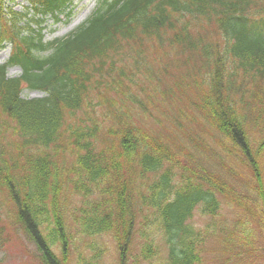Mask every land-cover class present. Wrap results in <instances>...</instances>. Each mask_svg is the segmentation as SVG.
Masks as SVG:
<instances>
[{"label":"trees","instance_id":"obj_1","mask_svg":"<svg viewBox=\"0 0 264 264\" xmlns=\"http://www.w3.org/2000/svg\"><path fill=\"white\" fill-rule=\"evenodd\" d=\"M71 1L26 0L22 12L0 10V48L11 45L0 66V194L41 262L70 264V248L81 247L76 235H112L126 264L136 231L140 258L147 259L156 254L154 227L167 247L166 264H200L195 212L216 216L218 196L240 206L228 181L233 166L210 171L195 154L173 152L163 130L138 125L131 104L142 105L136 92L142 83L146 95L157 85L169 90L161 98L175 127H185L184 114L168 95L184 84L205 85L190 108H201L217 129L212 144L225 139L224 157L233 160L237 151L250 168L253 214L264 224V0H98L85 24L45 43L42 20L58 18ZM176 48L187 54L162 65ZM11 66L22 76L8 78ZM26 87L45 97L21 98ZM143 114L145 123L153 113ZM2 203L0 197V209ZM84 249L98 251L92 244Z\"/></svg>","mask_w":264,"mask_h":264},{"label":"rangeland","instance_id":"obj_2","mask_svg":"<svg viewBox=\"0 0 264 264\" xmlns=\"http://www.w3.org/2000/svg\"><path fill=\"white\" fill-rule=\"evenodd\" d=\"M96 1L74 0L72 5L73 12L69 18L61 16L58 21L51 18L47 19L43 27L44 40L52 41L70 34L89 17L95 8ZM11 6H15L16 10H21L25 6V2L23 0H13ZM211 37L215 38L214 35ZM218 41L222 43L221 38ZM176 46L184 49L183 46ZM9 54V46L5 49H0V65L6 62ZM185 54H179L176 48L166 55L162 65L168 66L170 59L179 58ZM194 62L201 67L202 58L200 51L194 55ZM20 74L21 71L18 68H13L9 71L10 77H18ZM174 78L177 80L179 77L175 75ZM181 82L185 83V80ZM143 86L144 83L137 87L136 90L142 105L138 104L139 101L131 104V109H133L131 112L133 115L136 114L134 118L140 122L138 123L139 126L144 125L157 133L163 130L164 133L168 134L167 137L169 138H164L163 141L173 152L195 154L200 159V164L210 171H214L217 164L234 167L228 181L237 192L236 198L239 197L240 206L238 207L232 202H224L218 216L211 217L200 214L197 211L192 219L193 225L202 233H200L202 240H199L198 246V253L202 258V263L200 264H264V224L261 218L253 214V210L256 208L252 189L255 185L251 183V170L242 166L243 159L237 151L232 153L234 154L233 160L224 157L221 148L223 147L222 143L226 142L225 139L222 136L214 137V144H212L211 134H215L217 129L211 127L204 120V112L201 108H190V104L195 103L198 95L206 91L205 85L185 87L184 84L168 95L174 96L171 103L175 110L183 111L184 120L181 122L184 123L185 127L180 124L175 127V123L168 117L172 112V108L161 98L165 91H169L168 89L162 85H157L147 94L150 96V99H148L147 95L142 91ZM43 96L44 94L39 91L24 90L23 92V97L28 99ZM144 110H149V112L153 113V122L151 117L145 123L140 121L141 117H145L143 114ZM165 113H168L166 115L168 120L164 117ZM5 135L10 137L11 131H8ZM7 155L8 149L5 157ZM218 155L223 156V158L221 160L218 159ZM261 164L264 166V163ZM261 171L263 172L262 166ZM138 183L140 185V180ZM0 197H3L5 201L0 209V236L2 239L0 240V264H43L37 248L26 235L22 225L18 223L16 218L8 216V210L12 206L7 196L0 194ZM218 199L222 203L223 199L221 197H218ZM72 200L74 203L77 202V198L74 196ZM65 221L73 233L75 229H73L69 214L66 215ZM150 231H154L153 237L155 240L153 245L156 248V254L147 259L140 258V245L143 244V241L140 238V233L136 231L132 240L129 241L131 256H128L127 261H125L126 264H166L167 247L154 227H151ZM76 242L81 247L75 251L72 247L70 248L72 251L70 264H83L80 262V257H77V252H81L82 256H85L87 260L91 259V264H121V253L112 235H103L94 239L76 235ZM88 244L98 247V251L94 254L92 250L84 249V246ZM93 256L97 260H94Z\"/></svg>","mask_w":264,"mask_h":264}]
</instances>
